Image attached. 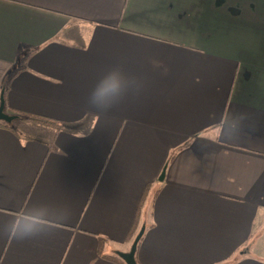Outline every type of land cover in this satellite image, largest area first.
<instances>
[{
  "label": "crops",
  "instance_id": "0c3cea01",
  "mask_svg": "<svg viewBox=\"0 0 264 264\" xmlns=\"http://www.w3.org/2000/svg\"><path fill=\"white\" fill-rule=\"evenodd\" d=\"M114 67L128 93L91 107ZM5 85L71 127L0 120V264L124 262L142 227L139 264H264V0H0Z\"/></svg>",
  "mask_w": 264,
  "mask_h": 264
},
{
  "label": "clouds",
  "instance_id": "9594fccd",
  "mask_svg": "<svg viewBox=\"0 0 264 264\" xmlns=\"http://www.w3.org/2000/svg\"><path fill=\"white\" fill-rule=\"evenodd\" d=\"M123 80L122 70L119 67L110 69L91 90L87 103L102 111L119 104L128 93V90L123 86ZM240 131L241 129L236 128L230 138L238 135ZM221 132L223 133V128H221ZM17 221L7 234L20 240L47 234L50 229L60 223V221H49L40 217H29L25 220L23 216H18Z\"/></svg>",
  "mask_w": 264,
  "mask_h": 264
},
{
  "label": "trees",
  "instance_id": "16d2710c",
  "mask_svg": "<svg viewBox=\"0 0 264 264\" xmlns=\"http://www.w3.org/2000/svg\"><path fill=\"white\" fill-rule=\"evenodd\" d=\"M1 103H3V112L5 114H9V115L14 116L16 118H19L22 121H30V122L42 125V126L47 127V128H51L57 132L62 131V130H69L71 127V125L69 126L67 124H64L62 122H59V121H56V120H53L50 118L36 116V115H32V114H26V113L18 112L17 110L11 109L8 105V100H7V85L4 86ZM0 124H4L5 126H9L10 128L14 129V127L9 123L0 121ZM139 210H140V207H139ZM139 220H140V212L138 213L136 221H135L133 227L131 228V230L127 236L128 241H131L134 238L135 234L137 233L138 228H139ZM104 243H105L104 240H99V254H100V256L107 259V260L115 262L116 264H125L122 261L116 260V257H111L110 255L105 254L103 252Z\"/></svg>",
  "mask_w": 264,
  "mask_h": 264
},
{
  "label": "water",
  "instance_id": "95a60500",
  "mask_svg": "<svg viewBox=\"0 0 264 264\" xmlns=\"http://www.w3.org/2000/svg\"><path fill=\"white\" fill-rule=\"evenodd\" d=\"M0 120H6V121L11 120V117L3 112V103H1V106H0ZM164 174L165 172H163L160 178L161 180L163 179ZM144 232H145V228L142 227L139 233L137 234L136 238L134 239L131 249L128 253H118V256L122 258V260L126 264H139L136 259V252L138 249V244L140 240L142 239Z\"/></svg>",
  "mask_w": 264,
  "mask_h": 264
},
{
  "label": "rangeland",
  "instance_id": "374dc122",
  "mask_svg": "<svg viewBox=\"0 0 264 264\" xmlns=\"http://www.w3.org/2000/svg\"><path fill=\"white\" fill-rule=\"evenodd\" d=\"M24 128H22V130H23ZM152 191L154 192L155 191V189H154V186H153V189H152Z\"/></svg>",
  "mask_w": 264,
  "mask_h": 264
}]
</instances>
